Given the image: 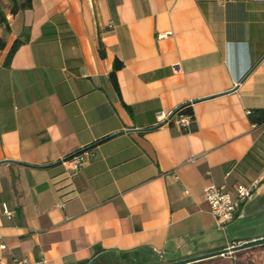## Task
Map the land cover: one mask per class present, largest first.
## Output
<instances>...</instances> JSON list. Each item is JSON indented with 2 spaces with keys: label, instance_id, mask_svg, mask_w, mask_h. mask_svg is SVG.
Listing matches in <instances>:
<instances>
[{
  "label": "crops",
  "instance_id": "0c3cea01",
  "mask_svg": "<svg viewBox=\"0 0 264 264\" xmlns=\"http://www.w3.org/2000/svg\"><path fill=\"white\" fill-rule=\"evenodd\" d=\"M0 9V264H159L264 236V125L247 114L264 108V0ZM187 103V128L156 124ZM252 182L219 230L204 187Z\"/></svg>",
  "mask_w": 264,
  "mask_h": 264
},
{
  "label": "built area",
  "instance_id": "2783aa9c",
  "mask_svg": "<svg viewBox=\"0 0 264 264\" xmlns=\"http://www.w3.org/2000/svg\"><path fill=\"white\" fill-rule=\"evenodd\" d=\"M193 120L194 117L191 114L179 113L173 116L172 112H169L158 114L156 124L173 123V125L187 128ZM203 156L204 154L193 155L190 156L187 161L194 163ZM87 157L88 153L83 152L81 154L74 155L68 160H63L67 173L71 174L72 172L77 171L87 160ZM257 186V182H252L249 185L236 183L231 187H228L225 184H210L204 187L203 197L208 205L209 212L212 215L217 228L224 229L228 223L236 218L242 204L253 197ZM64 203L65 201L61 199L57 205L58 207H62ZM4 212L8 216L12 215V212L6 208L4 209Z\"/></svg>",
  "mask_w": 264,
  "mask_h": 264
},
{
  "label": "trees",
  "instance_id": "16d2710c",
  "mask_svg": "<svg viewBox=\"0 0 264 264\" xmlns=\"http://www.w3.org/2000/svg\"><path fill=\"white\" fill-rule=\"evenodd\" d=\"M9 1L11 2V12L12 13H16L19 10L27 9L31 6V0H9ZM0 24L4 25L6 31L9 30L8 22L6 20L5 15L1 11V9H0ZM20 44H21L20 40L14 41V43L12 44V46H11V48L7 54V57L5 60L6 64H9L14 52L16 51V49L19 47ZM2 46H3V41H2V39H0V47H2ZM99 52H100L101 56L105 55V51H104V48L102 47V45L100 46ZM121 67H122V62L119 61L118 59H115L114 63H113L112 71L110 72V75H109V78H110V81L113 85V88L118 93H119V88H118L117 79H116V71L118 69H120ZM124 106L126 109L130 110V108L127 105L124 104ZM179 113H187V114H191L193 116V112H192V109H191V106L189 103L183 104V105L179 106L178 108H176L174 111H172L173 116H175ZM247 114H248L249 121L253 125H255V126L264 125V108H256V109L249 110L247 112ZM97 143H99V142L98 141L94 142L93 144H91L90 147L87 146L84 149L79 150L77 153L69 155V157H66L65 160L70 159L74 155L86 152V150L90 149L92 146H94Z\"/></svg>",
  "mask_w": 264,
  "mask_h": 264
},
{
  "label": "flooded vegetation",
  "instance_id": "af4514ba",
  "mask_svg": "<svg viewBox=\"0 0 264 264\" xmlns=\"http://www.w3.org/2000/svg\"><path fill=\"white\" fill-rule=\"evenodd\" d=\"M238 242L231 241L220 248L183 258L187 259L203 254L219 252L208 257L192 260L182 264H264V243L241 247Z\"/></svg>",
  "mask_w": 264,
  "mask_h": 264
},
{
  "label": "water",
  "instance_id": "95a60500",
  "mask_svg": "<svg viewBox=\"0 0 264 264\" xmlns=\"http://www.w3.org/2000/svg\"><path fill=\"white\" fill-rule=\"evenodd\" d=\"M262 57H264V56H262ZM159 125H161V124H159ZM146 129H151V128H146ZM109 137H111V135L110 136H107L105 138H102L100 140H98V142L103 141L104 139H107ZM90 146L91 145H89L88 147H90ZM67 157H69V156H67ZM58 162H60V161H58ZM234 242H238V241L237 240H234ZM238 243H239V245L241 247L253 246V245H256V244L264 243V237L253 238V239L241 241V242H238ZM217 253H219V252L210 253V254H203V255H199V256H194L192 258H187V259L172 261V262H168V263H165V264H182V263H186V262H189V261H192V260H196V259H201V258H204V257H208V256H211V255H214V254H217Z\"/></svg>",
  "mask_w": 264,
  "mask_h": 264
},
{
  "label": "rangeland",
  "instance_id": "374dc122",
  "mask_svg": "<svg viewBox=\"0 0 264 264\" xmlns=\"http://www.w3.org/2000/svg\"><path fill=\"white\" fill-rule=\"evenodd\" d=\"M228 226H229V223L226 225V227H227V233L230 232V228H231V227H228ZM238 230H239V233H242V234L243 233L244 234L254 233L252 227L250 226V224L248 222L247 223L244 222L241 226H239ZM222 232H224V231H222Z\"/></svg>",
  "mask_w": 264,
  "mask_h": 264
}]
</instances>
